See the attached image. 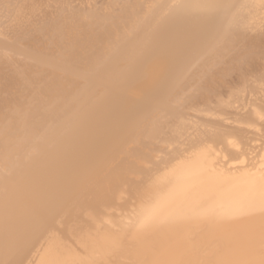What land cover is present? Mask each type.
Listing matches in <instances>:
<instances>
[{
    "label": "bare ground",
    "instance_id": "6f19581e",
    "mask_svg": "<svg viewBox=\"0 0 264 264\" xmlns=\"http://www.w3.org/2000/svg\"><path fill=\"white\" fill-rule=\"evenodd\" d=\"M0 264H264V0H0Z\"/></svg>",
    "mask_w": 264,
    "mask_h": 264
}]
</instances>
